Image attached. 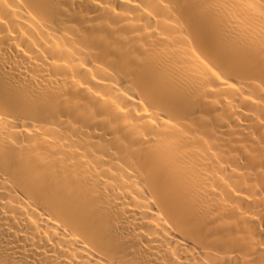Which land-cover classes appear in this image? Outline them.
<instances>
[{
	"label": "bare ground",
	"instance_id": "1",
	"mask_svg": "<svg viewBox=\"0 0 264 264\" xmlns=\"http://www.w3.org/2000/svg\"><path fill=\"white\" fill-rule=\"evenodd\" d=\"M0 264H264V0H0Z\"/></svg>",
	"mask_w": 264,
	"mask_h": 264
}]
</instances>
